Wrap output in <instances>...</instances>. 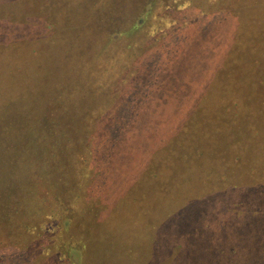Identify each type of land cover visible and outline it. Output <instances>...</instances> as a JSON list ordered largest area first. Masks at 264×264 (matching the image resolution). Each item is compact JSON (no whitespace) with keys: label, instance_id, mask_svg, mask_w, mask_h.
<instances>
[{"label":"rangeland","instance_id":"obj_1","mask_svg":"<svg viewBox=\"0 0 264 264\" xmlns=\"http://www.w3.org/2000/svg\"><path fill=\"white\" fill-rule=\"evenodd\" d=\"M0 264H264V0H0Z\"/></svg>","mask_w":264,"mask_h":264}]
</instances>
